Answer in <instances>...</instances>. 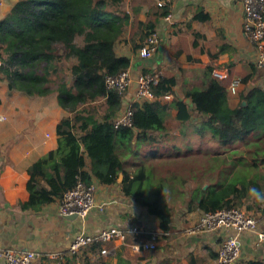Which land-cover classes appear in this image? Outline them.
Wrapping results in <instances>:
<instances>
[{"label":"trees","instance_id":"trees-1","mask_svg":"<svg viewBox=\"0 0 264 264\" xmlns=\"http://www.w3.org/2000/svg\"><path fill=\"white\" fill-rule=\"evenodd\" d=\"M144 3L138 0L136 6ZM156 7V20L169 14L168 6ZM133 15L126 0H17L0 21V83L27 96L53 95L69 114L56 126V149L28 167V198L21 208L38 211L61 201L77 180L114 185L121 175L122 195L154 219L157 242L171 230L176 203L202 214L264 208V85L240 92L247 103L231 108L229 79L217 80L213 68H205L199 86L182 88L183 99L171 104L180 129L174 135L159 99L173 94L176 81L161 76L152 86L153 101L129 105L131 126L114 127L122 96L107 89L105 80L129 67L113 49ZM146 29L147 37L155 23ZM248 80L242 78L241 86ZM190 124L198 141L217 150L193 149L184 131ZM101 249V243L83 248L84 264L91 262L89 252L99 255ZM99 257L101 263L105 256Z\"/></svg>","mask_w":264,"mask_h":264},{"label":"crops","instance_id":"crops-1","mask_svg":"<svg viewBox=\"0 0 264 264\" xmlns=\"http://www.w3.org/2000/svg\"><path fill=\"white\" fill-rule=\"evenodd\" d=\"M16 1L0 0V21ZM157 1L163 0H147L140 6H136L138 0H126L134 15L113 50L116 57L129 60L127 70L134 82L121 94V110L114 120L130 104L144 103L134 102L135 81L154 70L176 81L174 99L164 100L163 96L159 99L165 106L162 116L169 128L172 123L176 124L177 110L171 106L172 102L183 99L182 88L199 86L201 73L207 67H212L213 71L225 70L228 79L248 77L247 83L240 86L241 93L247 88L262 86L253 85L256 78V69L253 70L255 51L244 34L241 0H169V18L156 20ZM150 23H155L159 45L149 59H142L139 50L146 39V26ZM246 103L247 100L228 95L231 108ZM187 104L196 120L193 105L191 102ZM0 117L4 119L0 120V262L3 252L11 249L40 252L44 255L41 264H80V261L84 264L81 252L62 260H54L49 255L67 252L78 234L90 235L110 227L128 229L139 225L142 220L153 223L151 227L157 228L145 208L122 195L119 186L121 175L114 185H102L92 178L95 207L83 220L60 216L58 200L38 211L22 209L28 198L27 169L56 149V126L69 114L50 95L38 97L10 92L6 83L1 82ZM172 133L179 135L180 131L176 134L172 130ZM89 165L86 158L88 172ZM178 205L180 211L175 216L171 215L169 234L158 240L154 250L135 253L128 243L108 242L102 244V249H107L108 254L101 263L100 255L88 253L90 264H218L217 250L223 235L187 233L202 213L198 210L187 212ZM246 211L255 218L257 233L264 232V208ZM239 242L240 254L234 264H264V243L257 240L255 233H244ZM116 253L119 257L115 256Z\"/></svg>","mask_w":264,"mask_h":264},{"label":"built area","instance_id":"built-area-1","mask_svg":"<svg viewBox=\"0 0 264 264\" xmlns=\"http://www.w3.org/2000/svg\"><path fill=\"white\" fill-rule=\"evenodd\" d=\"M169 0L157 1L158 7L169 5ZM244 13V34L248 43L255 51L254 66L256 69L264 68V0H241ZM169 18V16H165ZM159 38L156 31H152L145 39L139 50L142 59H149L158 49ZM212 76L217 80H227L228 74L225 70L213 71ZM161 74L152 71L150 74L140 76L136 79V92L134 102L142 103L154 99L152 86L160 80ZM107 89H114L124 94L134 82L128 70L119 73L114 77H107ZM241 78L231 77L228 80L227 92L232 97L245 101L246 97L239 91ZM162 99L173 100V94H165ZM0 120H4L0 117ZM115 128L131 126V111L127 109L123 114L114 120ZM93 185H86L77 180L72 190L66 192L59 204V214L62 217L76 215L83 220L95 207ZM153 223L143 220L139 225L128 229L110 227L100 230L97 233L85 235L78 234L74 237L67 252H56L49 255L54 260H62L66 256L77 255L83 248L95 243L120 242L128 243L130 249L139 253L153 250L157 245L159 229ZM151 227V228H150ZM246 232H253L259 242L264 243V232L257 233V222L244 208L232 207L221 209L213 213L202 214L196 224L187 232L189 234H215L221 233L223 241L217 250L218 264H234L240 254V237ZM129 241V242H128ZM107 249H101L100 256H106ZM44 255L32 250H6L2 254L0 264H41Z\"/></svg>","mask_w":264,"mask_h":264},{"label":"rangeland","instance_id":"rangeland-1","mask_svg":"<svg viewBox=\"0 0 264 264\" xmlns=\"http://www.w3.org/2000/svg\"><path fill=\"white\" fill-rule=\"evenodd\" d=\"M61 76L65 77L66 81L68 82L69 73H68L67 70L63 69L62 72H61ZM254 76H256V78H255V80L253 82L254 83L253 85H262L263 86L264 85V68L263 69H256V72H255ZM50 97H54V96L50 95ZM96 104L98 105L99 103H96ZM100 112L102 113L103 110H101ZM193 123H195V121ZM171 129L176 134H179L180 129H179L178 125L172 123L171 124ZM184 131H185V136H187V139H189V140L191 139L192 140L193 149L200 148V150L207 151V152H211V151L217 150V148L215 146H212V144L207 143L206 140L202 141V142L197 140V136H196V133H195V131L193 129V125L192 124L188 125L185 128ZM178 211H180L178 203L173 204L172 205V215L175 216L178 213ZM132 256L133 255H131L129 257L131 258ZM80 264H81V261H80Z\"/></svg>","mask_w":264,"mask_h":264},{"label":"water","instance_id":"water-1","mask_svg":"<svg viewBox=\"0 0 264 264\" xmlns=\"http://www.w3.org/2000/svg\"><path fill=\"white\" fill-rule=\"evenodd\" d=\"M186 102L190 103V100H186ZM66 219L75 220V219H78V217L76 215H70V216H67Z\"/></svg>","mask_w":264,"mask_h":264}]
</instances>
